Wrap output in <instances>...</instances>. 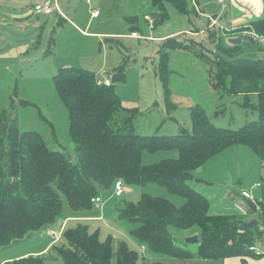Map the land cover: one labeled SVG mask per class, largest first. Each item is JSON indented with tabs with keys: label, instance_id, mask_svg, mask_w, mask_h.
Masks as SVG:
<instances>
[{
	"label": "trees",
	"instance_id": "trees-1",
	"mask_svg": "<svg viewBox=\"0 0 264 264\" xmlns=\"http://www.w3.org/2000/svg\"><path fill=\"white\" fill-rule=\"evenodd\" d=\"M170 1L179 7L182 2ZM163 2L153 0L159 10H163ZM184 6L186 3L181 7ZM252 25V30H246L264 38V19ZM210 37L216 48L205 44L204 48L215 53L218 60H211L207 52L193 44L175 40L163 45V55L166 48H188L210 66V81L215 90L227 89L232 94L257 97L254 107L259 119L236 130L217 126L197 104L191 109V130L182 128L178 134H139L134 130L133 111L132 116L122 117L125 107L117 83L99 84L95 71L80 66L61 67L52 77L61 103L68 111L69 134L78 151L77 161L64 151L50 148L39 131L21 130L11 109L0 113V250L15 240L25 239L30 231L57 222L65 215L67 205L73 213L97 209L92 199L112 191L115 182L122 179L132 187L155 182L185 198V203L177 207L169 199L143 193L138 202L125 201V207L118 211L119 219L139 225L131 234L153 252L179 260L195 256L188 247L175 243L168 229L173 225L180 229L199 227L196 255L201 258L255 254L250 249L262 237L264 207L260 204L258 209L253 202L260 224L250 230L242 229L243 217L209 213L208 199L189 185L197 168L237 144L246 145L264 161V58L236 54L244 46L227 45L223 35L210 34ZM122 75L116 81L123 79ZM19 100L22 106L35 105L24 98ZM145 150L151 153L177 150L178 157L146 165L142 161ZM61 234V240L53 248L63 264H137L139 261V253L126 242L121 241L115 252L113 237L101 239V233L91 232L86 223L78 222ZM50 263L45 256L29 255L3 264Z\"/></svg>",
	"mask_w": 264,
	"mask_h": 264
},
{
	"label": "crops",
	"instance_id": "crops-1",
	"mask_svg": "<svg viewBox=\"0 0 264 264\" xmlns=\"http://www.w3.org/2000/svg\"><path fill=\"white\" fill-rule=\"evenodd\" d=\"M74 1L68 0L69 4L64 6L61 0H0V73L13 71L14 65L12 64H15V61L21 60L22 62L24 58L30 61L33 58L38 60L41 57L44 61L51 60L55 67L54 70L57 69V71L64 66H75L72 63H68L69 58H67V55L64 54V57L60 59L57 57V49L66 48L63 43L66 42L63 40L65 36L64 31L71 32L73 30L78 35L85 36L90 40L97 38L98 42L99 38H104V42L103 40L100 41L101 47L104 49L106 47H112L111 40L115 44L119 43L115 36L120 34H114L111 31L103 32L101 30H93L95 19L103 15V10L100 7L94 4L93 8L100 10L99 15H94L92 12L90 17L79 20L77 13L79 9L76 8ZM99 1L101 2V6L106 4L110 6L113 4L118 9V15L114 16L110 10L107 11L109 6L104 8L106 17H109V19H124L129 22H137L140 18L146 20L147 29L145 32L148 36L147 41L156 44V47H160L162 52L165 48L163 45L169 40H175L180 43L195 42L197 47L198 45L204 46V44L213 47L211 44L215 42L209 40L211 38L210 34H217V36L223 35L227 39L228 37H233V35L250 32L257 37L258 41L264 40V38H259L255 32L246 30L247 28H251L252 30L253 23L264 19V0H182L180 7L170 0H164L163 10L157 9L155 4H153V0H111L110 3H108L109 0ZM48 2L55 9L54 13L44 15L35 11V4ZM185 3L186 8L185 6L181 7ZM72 15H75L76 18ZM173 19L180 22L178 27L172 30L163 28L162 33L157 34L156 30L158 25L162 27L166 25L167 27ZM199 19L206 20L205 28L197 25V20ZM130 29L132 35L134 32L138 33V36L133 37L139 39L144 38L140 35L137 26L134 25ZM149 29L152 31H149ZM97 48L98 52H100L99 43H97ZM165 53V56L163 53L160 55L161 61H164L161 63L162 67L160 69L158 67L157 71L158 75L159 71L161 73L159 75L160 79L153 81L157 91V100L153 103V107L145 111L146 109L137 101V98L129 101L118 91L122 104L125 107V111L122 112V117L132 116L131 112L133 111L134 130L139 134H157L159 133L158 130L160 127L167 123L169 117L175 118L171 114L172 111L163 109L159 102V99H165L166 103L168 102L167 109L170 105L175 107V109L178 108L176 101L181 94H174L173 89L170 88L171 77L167 75L170 73L167 68L174 65L172 58L176 59L177 56H184L186 54L188 56L190 55L189 58L191 60L200 59L195 53L185 47L166 48ZM129 55L127 52L124 57H128ZM121 65L123 67L121 75L123 74L122 77L124 76L123 79H125L126 64L124 62L119 63L118 67L109 72L101 70L105 69V67H100L99 70H92L82 65L78 66L95 71L97 77L103 79L107 75L113 76L114 72L117 69L119 70ZM22 72L18 71L16 79L19 77L22 78L20 74ZM164 76H167V78H164ZM185 79L191 80L190 78ZM121 80H113V83H117L116 89ZM145 83L148 84V82ZM137 85L140 86V82H137ZM16 89L17 86L15 87ZM174 96L177 97L175 102L173 100ZM193 104L192 102L188 106L190 110ZM156 107L158 108L156 109ZM174 120L179 126V128L177 127L179 132L182 128L186 127L181 121ZM60 150L62 151V149ZM189 185L201 192L208 199L210 202L209 213L213 215L240 216L244 218L245 222L251 221L253 218H257V211L253 209L252 203H256L258 209L260 204L264 207V161L246 145L237 144L224 149L222 152L211 157L207 163L197 168L195 170V177L189 182ZM127 189L129 191H135V187L132 186L126 185ZM244 191H247L250 197H245L243 195ZM100 208L97 207V209ZM103 213L105 214V209H103L102 215H99L100 218L103 217ZM65 214L57 222H54V224L44 226L39 231L28 232L25 239L13 241L11 245L21 244L19 242L25 240L30 243V247L22 249L20 253L15 254L13 257H3L0 264L29 255L36 257L45 256L51 262L50 264H63L55 248H53L58 240L53 241L48 233L50 231H56L61 234L68 228L70 222H78L92 218L89 217L87 212L81 214L73 213L69 210ZM38 239H44L45 242L34 244ZM121 241L122 239L117 237L115 241L117 244L115 245L113 243L115 252ZM258 244L253 246L255 247L254 250L250 249L255 253L254 255L227 256L225 259L213 260H217V264H264V241H259ZM9 246L1 248L0 251H3V249ZM201 259L208 263L212 261V259ZM192 260L197 259L195 257L187 259L184 264H189L188 261Z\"/></svg>",
	"mask_w": 264,
	"mask_h": 264
},
{
	"label": "rangeland",
	"instance_id": "rangeland-1",
	"mask_svg": "<svg viewBox=\"0 0 264 264\" xmlns=\"http://www.w3.org/2000/svg\"><path fill=\"white\" fill-rule=\"evenodd\" d=\"M110 1L111 0H109L108 3H110ZM61 3H63L64 6L69 4L68 0H61ZM74 3L76 4V8L79 9V11H77L79 20L91 16L94 4L100 7L103 10V15L95 19L93 30H101L103 32L111 31L114 34H120L115 36L119 43L115 44L113 40H111L112 47H106V49H104L101 47L100 43L102 40L103 42L105 41L104 38H99L98 42L97 38L95 40H90L85 36L78 35V33L73 30L71 32L64 31L65 36L63 40L66 42L63 43L66 48L57 49L58 59L63 58L65 54L67 58H69L68 63H72L75 66L82 65L92 70H99L100 67H105V69L101 70L106 72L115 69L118 67L119 63L124 62L126 64V78L121 80L117 85V90L129 101L137 98V101L146 109L145 111H148L150 107L154 106L153 103L155 100H157V91L153 81L155 79H160L159 75H161V73L159 71L158 75L157 71L158 67L159 69L162 67L161 63L164 61L162 62L160 58V55L163 53L161 48H157L156 44L147 41L148 36L145 32L147 29L146 20L140 18L137 22H129L124 19H109V17H106L104 9L109 5L106 4L101 6L99 0H75ZM109 10L114 16L118 15V9L113 4L107 9V11ZM72 16L76 18L75 15ZM134 25L139 28V33L144 37L143 39L133 37L130 27ZM179 25L180 22L173 19L167 27L166 25L163 27L158 25L156 32L157 34H161L163 28L172 30ZM197 25L205 28L206 20H197ZM149 31L152 30L149 29ZM216 40L217 39H215V41ZM97 43H99L100 52H98ZM188 44H193L197 48L195 42ZM242 44L244 47H242V50L237 51L236 54L242 53L247 57L257 58L260 52L264 51V40H259L258 45H252L247 42H243ZM211 45H213V48H216L215 43ZM198 50L207 52L203 45H198ZM127 52L130 55L124 57ZM207 54L211 60L217 59L214 57L215 53L207 52ZM189 56L184 54V56H177L176 59L172 58L174 65L167 68L168 72H170L167 75L171 77L170 88L173 89L174 94L180 93L181 96H179L176 101L178 105L177 109L171 105L167 109L168 102L166 103L165 99H159L161 107L165 110H171V114L174 115L175 118L169 117L167 123L160 127L158 130L159 133L157 134L165 135L179 133V126L174 119L181 121L183 125L186 126L184 128L191 130L192 117L190 107L188 106L192 102L194 103L191 106L192 108L199 103L211 117L213 123L219 127L236 130L250 121L259 119L258 111L254 107V105L258 103V99L255 95H249L247 97L239 93H229L227 89L220 90L221 92L215 90L211 85V81H209L210 66L205 63L206 60H191ZM32 61L34 62L32 63ZM32 61L27 58H24L22 62L21 60L15 61V64H12L14 65L13 71L0 73V113L11 109L21 130L29 129L39 131L44 136L50 148L62 149V151L68 153V155L72 157L73 161H77L79 159L78 151L71 134H69L68 111L61 103L52 78V76L56 74L57 69L54 70L53 61H44L42 57L38 60L33 58ZM122 65L119 70L117 69L114 72V81L120 79V74L123 69ZM18 71H23L20 73L22 78L19 77L16 79ZM185 78H190L191 80H186ZM137 82H140V86L137 85ZM145 82H148V84ZM16 86L17 89L15 90ZM23 98L32 101L35 105H20L22 102L19 99ZM175 99H177L176 96L173 97L174 102ZM157 108L158 107H156V109ZM177 157V150L157 151L152 153L145 150L142 161L146 165H152V163L160 162L166 158ZM134 187V192L133 190L129 191L127 189L123 196L117 195L114 188L110 192H102L103 203L101 208L87 212L89 217L92 218L78 222L88 224L91 232L98 230L103 240L108 237H113V243H115L117 237H120L122 241L126 242L128 246L139 253L140 256L137 264H155L157 261L165 262L166 264H184L187 259H174L161 253L153 252L148 246L137 240L131 234L130 231L137 228L139 225L126 219L121 220L117 216L118 211L125 207V201L136 203L143 193L169 199L177 207H181L185 203V198L182 195L180 196L172 193L168 188L155 182ZM103 209H105V214L103 213V217L101 218H104V220L99 217V215H102ZM68 211L69 206L67 205L65 207V213ZM78 222H70L68 228L76 226ZM263 227V224H260V228ZM168 229L171 231L177 245L188 247L195 254L194 257L197 260L188 261L189 264L218 263L217 260L213 259L209 263L205 262L196 255V245L186 243L187 238L197 234L200 236L201 230H199L198 226L180 229L170 225ZM261 236L260 239L255 240V244H258L259 241H264V230ZM59 237L61 238V235ZM42 242H45L44 239H38L34 244H41ZM19 243L21 244H13L3 249V251H0V263L3 257H13L15 254L20 253L22 249L30 247V243L25 240ZM116 244L117 243H115V245Z\"/></svg>",
	"mask_w": 264,
	"mask_h": 264
},
{
	"label": "built area",
	"instance_id": "built-area-1",
	"mask_svg": "<svg viewBox=\"0 0 264 264\" xmlns=\"http://www.w3.org/2000/svg\"><path fill=\"white\" fill-rule=\"evenodd\" d=\"M89 1V0H88ZM220 1H226V0H220ZM35 11L39 14H44V15H49L54 13L55 9L52 7V4L48 3H37L34 6ZM93 13L94 15H99L100 10L98 9H93ZM133 36H138L137 32L133 33ZM99 84H105L107 85H111L113 84V76L111 75H107V77L103 78V79H99L98 80ZM114 190L116 191L117 195H122L124 194V191L126 190V184L122 179H119L115 182L114 185ZM243 195L245 197H250V194L247 191L243 192ZM93 204H95L96 208L101 207L102 203H103V198L102 196H96L95 198L92 199ZM48 234H50V237L53 239V241L58 240L61 234L57 233L56 231H50ZM255 247H251V250H254Z\"/></svg>",
	"mask_w": 264,
	"mask_h": 264
},
{
	"label": "water",
	"instance_id": "water-1",
	"mask_svg": "<svg viewBox=\"0 0 264 264\" xmlns=\"http://www.w3.org/2000/svg\"><path fill=\"white\" fill-rule=\"evenodd\" d=\"M243 42H249L252 45H258L259 41L257 37L253 33H243L240 35H233V37H228L226 39V43L230 46H236V45H243ZM260 59L264 58V51L260 52L259 57ZM70 156V155H69ZM259 225V220L257 218H253L251 221H247L240 224V227L242 229H253ZM200 237L199 235H195L192 237L187 238L186 243L188 244H195L199 243Z\"/></svg>",
	"mask_w": 264,
	"mask_h": 264
}]
</instances>
